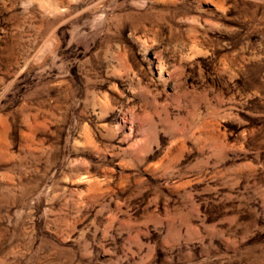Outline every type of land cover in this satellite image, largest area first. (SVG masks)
I'll use <instances>...</instances> for the list:
<instances>
[{
    "label": "rangeland",
    "instance_id": "374dc122",
    "mask_svg": "<svg viewBox=\"0 0 264 264\" xmlns=\"http://www.w3.org/2000/svg\"><path fill=\"white\" fill-rule=\"evenodd\" d=\"M0 264H264V0H0Z\"/></svg>",
    "mask_w": 264,
    "mask_h": 264
}]
</instances>
